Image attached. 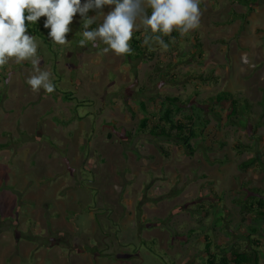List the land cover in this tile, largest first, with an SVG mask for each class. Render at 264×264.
I'll return each mask as SVG.
<instances>
[{"label": "rangeland", "instance_id": "obj_1", "mask_svg": "<svg viewBox=\"0 0 264 264\" xmlns=\"http://www.w3.org/2000/svg\"><path fill=\"white\" fill-rule=\"evenodd\" d=\"M252 7L199 0L196 29L166 49L152 42V57L133 60L104 53L99 42L78 46V14L69 40L54 44L41 17L34 36L55 90L30 89L27 60L0 66V238L10 230L117 264H204L208 235L213 250L255 248L264 264V222L242 207L259 194L254 188L264 194V0ZM221 91L239 100L244 125L227 118L228 101L210 100ZM166 95L184 101L181 116L209 120L195 124L191 152L178 139L139 131ZM20 254L18 264L38 259Z\"/></svg>", "mask_w": 264, "mask_h": 264}, {"label": "clouds", "instance_id": "obj_2", "mask_svg": "<svg viewBox=\"0 0 264 264\" xmlns=\"http://www.w3.org/2000/svg\"><path fill=\"white\" fill-rule=\"evenodd\" d=\"M89 10L94 14L89 15ZM77 14L81 36L77 45L96 47L99 42L104 53L111 51L117 56L132 53L129 41L133 32L141 29L146 33L145 45L151 47L155 42L166 49L163 36L173 30L183 35L196 29L201 15L199 0H0V66L10 59L17 64L29 61L33 73L27 76V85L32 91L52 93L55 85L50 73L40 67L42 42L27 29L44 17L42 27L48 39L64 45ZM9 76L2 83H9Z\"/></svg>", "mask_w": 264, "mask_h": 264}, {"label": "trees", "instance_id": "obj_3", "mask_svg": "<svg viewBox=\"0 0 264 264\" xmlns=\"http://www.w3.org/2000/svg\"><path fill=\"white\" fill-rule=\"evenodd\" d=\"M233 2H240L246 5L249 9V12L253 9L252 1L254 0H231ZM41 20V18H40ZM27 24L28 22L25 21ZM39 24L37 25H30L27 31L30 32L32 35H39L41 36V32L39 29ZM146 34H142L141 31L133 32L132 39H130L129 44L130 47L133 49L131 54H124L128 59H136L137 57L143 55H149L152 57V51L148 54L147 45H145L142 41ZM181 38L180 33L173 30L172 33L169 35L163 36V40L166 44H173L179 41ZM206 78V77H205ZM73 94L72 91H68L65 93L66 99H71L70 97ZM211 101L217 102L221 104V106H225V103L228 101L229 104V111L227 112V118L232 120V123L244 125L245 122L242 118L238 117L241 113L239 100L232 96V92L230 91H221L217 93L215 96L210 98ZM179 103H184V101H180L178 96H165V99L162 101L161 107L156 110L155 112L145 114L139 122V131L144 133H148L153 137L158 136H165L167 138H175L181 141L187 150L190 152L194 149L192 146V138L198 135L195 124L199 123L202 127L206 126L209 123L208 119H202L201 114H182L180 113L183 111V107ZM187 106V105H186ZM141 107L145 113H147L146 106L144 103H141ZM193 110H199L194 105L190 107ZM241 108H244L241 106ZM234 117H238L234 119ZM255 162V158L251 157L248 160L242 162L243 166L251 165ZM253 191L258 192L259 194H252L244 201L242 207L248 209V211L254 212L256 217L259 218L264 222V194L262 190L259 188H254ZM262 193V194H260ZM204 207V206H203ZM200 208H202L200 206ZM206 212V208H202ZM216 220V219H215ZM219 220L221 217H217L216 222L214 225L219 224ZM214 231V229H212ZM195 229H190V233H193ZM257 231L256 226L250 227V232L254 233ZM250 234L249 236H251ZM250 240L256 243V240L251 237ZM205 260L204 264H260L258 258V250L254 248L253 251H249L247 249H241L239 245H231L229 247L216 246L219 250H213V240L210 236L206 235L205 239Z\"/></svg>", "mask_w": 264, "mask_h": 264}, {"label": "crops", "instance_id": "obj_4", "mask_svg": "<svg viewBox=\"0 0 264 264\" xmlns=\"http://www.w3.org/2000/svg\"><path fill=\"white\" fill-rule=\"evenodd\" d=\"M35 210V209H34ZM56 218L49 217L48 220L55 222ZM63 220L70 223L71 226L66 225V228H72L73 222L68 221L63 217ZM8 231V232H7ZM5 232V231H4ZM7 237L0 238V264H18L21 260L20 253L27 255L36 254L38 259L34 264H45V260L50 258L49 264H117V259L112 262L105 258L102 253L96 254L88 251V249L81 251L70 250L66 246H62L59 241H54L48 245H41L32 243V239L26 237L15 238L10 230H6ZM3 234V233H2ZM4 236V235H3ZM46 237V236H45ZM44 237V238H45ZM41 238L39 241H41ZM81 252V253H79ZM89 253V254H87ZM90 256L92 258H90ZM114 260V259H113Z\"/></svg>", "mask_w": 264, "mask_h": 264}]
</instances>
